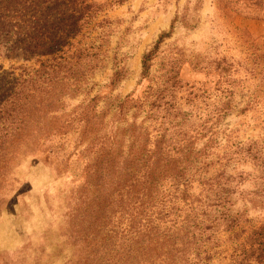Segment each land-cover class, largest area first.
Returning a JSON list of instances; mask_svg holds the SVG:
<instances>
[{
    "label": "trees",
    "instance_id": "1",
    "mask_svg": "<svg viewBox=\"0 0 264 264\" xmlns=\"http://www.w3.org/2000/svg\"><path fill=\"white\" fill-rule=\"evenodd\" d=\"M102 10L93 0H0V38L17 39L25 60L37 59L36 66L0 75V208L9 165L28 154L43 157L48 143L77 125L92 141L93 157L70 215L72 264H213L216 257L264 264V223L255 225L247 210L233 209L234 186L245 179L226 172L242 160L264 171V145L237 144L214 161L234 107L222 96L230 89L218 87L220 98L197 122L177 102L183 88L178 75L170 86L168 79L129 95L111 122L122 132L119 140L101 134L106 115L97 112L99 96L67 111L66 102L86 93L99 70L100 53L76 41ZM169 37L162 35L144 57V77ZM222 161L227 165L217 171ZM221 236L229 247L218 252Z\"/></svg>",
    "mask_w": 264,
    "mask_h": 264
},
{
    "label": "rangeland",
    "instance_id": "2",
    "mask_svg": "<svg viewBox=\"0 0 264 264\" xmlns=\"http://www.w3.org/2000/svg\"><path fill=\"white\" fill-rule=\"evenodd\" d=\"M93 1L103 10L76 42L81 47L93 45L101 63L86 93L66 102L68 112L99 96L97 112L106 115L101 134L119 140L122 132L112 124L119 102L168 79L170 86L178 75L183 88L177 102L195 122L220 98L218 87L230 89L222 95L234 102L223 126L230 138L222 134L214 161L234 152L237 144L264 145V0ZM167 34L149 78L144 77V57ZM22 48L15 38H0V75L36 66L37 59L25 60ZM116 73L119 81L111 86ZM145 116L141 114L138 122ZM79 128L76 125L66 137L48 143L43 157L28 154L9 165L0 208V264H72L70 215L81 196V175L93 157L88 152L92 141L82 138ZM46 157L49 161L44 162ZM226 165L222 161L215 169L222 171ZM226 172L245 179L233 185V209L247 210L255 225L263 224L264 171L242 160L228 164ZM221 239L218 252L229 247L227 237ZM213 264L227 263L216 257Z\"/></svg>",
    "mask_w": 264,
    "mask_h": 264
}]
</instances>
